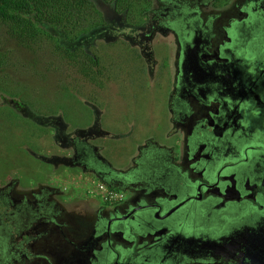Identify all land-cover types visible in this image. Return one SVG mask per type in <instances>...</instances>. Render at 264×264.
I'll use <instances>...</instances> for the list:
<instances>
[{
  "label": "rangeland",
  "instance_id": "obj_1",
  "mask_svg": "<svg viewBox=\"0 0 264 264\" xmlns=\"http://www.w3.org/2000/svg\"><path fill=\"white\" fill-rule=\"evenodd\" d=\"M89 1L85 14L92 26L76 38L68 36L70 29L46 25L34 42L5 34L10 63L0 67V188L14 184L17 199L51 191L61 206L69 193L101 205L86 180L71 188L80 169L58 162L73 157L77 139L89 137L107 163L129 168L141 145L149 139L165 143L173 128L177 43L169 33L139 39L155 0ZM94 120L101 126L97 137H92ZM86 202L80 203L95 211ZM54 237L52 232L48 244ZM59 254L51 251V261Z\"/></svg>",
  "mask_w": 264,
  "mask_h": 264
},
{
  "label": "water",
  "instance_id": "obj_2",
  "mask_svg": "<svg viewBox=\"0 0 264 264\" xmlns=\"http://www.w3.org/2000/svg\"><path fill=\"white\" fill-rule=\"evenodd\" d=\"M246 5L251 16L247 18L246 24L264 21V0H248ZM191 22L193 24L195 19L183 22L189 37L181 39L178 88L186 87L184 78H187L188 83L190 80L195 87L197 95L202 90L207 92L208 98H202L190 114H207L212 125L208 129L201 125L199 135L192 137L188 146L196 151L204 147L207 154L203 158L211 152L218 155L219 149L231 148L239 150L241 156H235L237 153L232 154L231 158L218 155L219 160L212 167L201 159L196 162L194 160L192 171L200 173L201 177L187 179L179 191H168L167 197L140 195L133 191L135 186L132 185L129 201L111 209L109 218L103 221L108 243L99 251L97 258L103 264H264V205L260 204L264 182L255 180L252 175L256 169L255 163L264 162V143L244 142L237 148L231 144H240V137L245 136L249 128L248 116L262 111L261 107H254L250 111L247 107L251 104L250 100L255 103L264 100V61H260L258 68L245 72L240 67L245 63L242 60L244 52L235 49L238 42L229 41L220 46L223 54L220 59L223 62L218 65L216 77L208 79L205 72L197 75L193 67L195 56L189 54L188 46L194 47L198 37L208 38V31L205 28L204 34L194 25L189 27ZM224 50L229 56H226ZM252 58L256 61L257 56ZM207 64L215 66L212 61ZM235 64L233 72L226 71L227 66L233 67ZM252 74L256 76L252 78ZM213 105L218 107L217 113L210 111ZM217 129L222 132L216 133ZM115 179L116 184L124 189H128L126 183L133 181L124 175ZM116 184L111 183V186L117 187ZM231 191L238 195L237 198L230 197ZM251 197L260 211L252 215L256 206H247L244 214L256 217L245 235H242L243 231L236 232L229 227L221 232L203 233L185 224L186 215L194 209L210 207L227 215L236 208L246 207ZM119 236L123 237L124 242L116 240Z\"/></svg>",
  "mask_w": 264,
  "mask_h": 264
},
{
  "label": "flooded vegetation",
  "instance_id": "obj_3",
  "mask_svg": "<svg viewBox=\"0 0 264 264\" xmlns=\"http://www.w3.org/2000/svg\"><path fill=\"white\" fill-rule=\"evenodd\" d=\"M213 2L215 1L155 0L151 9V17L148 19V24L145 28L146 31L139 34L140 40H149L153 39L157 33L162 34L163 36H166L169 33L175 38L177 43V66L175 70L176 75L174 86L171 92V108L172 115L175 119L173 122L182 130V136L180 140V145H182L180 159L182 160V169L187 172L188 179H199L201 177L200 173L192 171L191 164L194 160V162H196L201 159L200 161H206V163L212 167L217 163V160H219L218 155H220V157L231 158L232 154L237 153L235 156L240 157L241 152L239 150L234 151L232 148L219 149L218 155L215 152H208V157L203 158L207 154V150H205L204 147H199V150L196 151L193 149V147L188 146L190 139L199 135V132L201 131V125L203 127H207L208 129L212 123H210V119L207 114H190V111H192L196 105H198V102L201 101L202 98H208L207 92L202 90V92L197 95L194 90L195 87H193V84L190 80L189 83L192 84V86L188 83L187 78H184L186 87L181 86L178 88V75L180 71L182 51L181 39L185 40L189 37L185 32V26L183 24L184 20L195 19V22L193 24L191 22L192 25L189 27L192 28L194 25L197 29L202 30L204 34H206L204 31L205 28H207L208 31V38L205 36L198 37L195 40L194 47L188 46L189 54L191 56H195L193 59V67L197 70V75L205 72L208 74V79L216 77L219 72L218 65L222 64L223 62V60L220 59V55H223L222 50H220V46H222V44L228 43L229 41L238 42L235 49H237V52H244V58H242V60L245 61V63H243V65L240 67L245 72L258 68L260 61H264V56H261V49H264V21L259 20L256 23L246 24V21L248 20L247 18L251 17L247 8H245L248 0H225V3H228L227 5H216ZM154 7H156L157 10H155ZM226 14H234L233 16L235 17L234 21L232 22L231 20L228 26H225L221 21V15ZM210 16H212L214 21L209 25L207 22L211 21L212 18L209 19ZM227 29L228 31H226ZM224 51L226 56H229V53L226 50ZM254 55L257 56L256 61L258 60V62L252 58ZM150 56L152 60V53ZM210 61L215 64L214 67L207 64ZM250 64L253 65L250 66ZM236 65L237 64H235L233 67L231 65L227 66L226 71L233 72V70L236 69ZM252 76L251 77L254 78L256 75L252 74ZM197 78L200 77L198 76ZM262 90L264 91V85ZM250 103L251 104H249L247 107L249 111L254 107H261L262 111L254 112L248 116L249 128H247L245 131V136H247V138L245 139V136H241L240 140L238 141L240 144H236L237 142H231L232 145H235V148L242 146L244 142H262L261 140L264 139V100H260L258 103L250 100ZM210 111L217 113L218 107L213 105L210 108ZM208 114H210V112ZM221 132L222 131L220 129L216 130V133L218 134ZM74 148L75 154L73 157L69 158L68 160H58V162L72 166L75 165L74 167L79 168L83 172L81 174L82 177L74 182L77 186H80V183L83 179L89 184L93 182H107L106 184H109L110 186L111 183L116 184L113 178H109V172L111 171L109 164L98 155L97 149L86 139H77ZM192 152H194V158L191 156ZM255 164L256 169L252 172L253 178H255V180H261V182H264V162H257ZM104 166L106 170H108L106 173H102L101 171ZM87 173H89L88 176H85ZM183 185H185V182L179 185L174 191H179ZM116 186L119 189L125 191L124 197L126 196L127 192L128 200V198H130L129 189H131V186H129L128 189H124L118 184H116ZM248 188L251 189L249 186ZM256 191L257 189L255 190V195ZM51 193V191H43L41 196L35 192H31L30 194H23L19 197L20 199H17L14 184H8L6 187L0 188V235L3 236V238L0 237V248L4 247V244L8 245L7 243H9L10 252L6 257L12 259L11 252L13 250H17L14 248V245H19L18 251L23 247H27L26 244H28L29 241L27 235L30 234V230L35 224L36 225L33 229L40 230V225L45 223V220L43 219L44 213H47V215H50L54 218L61 216V212L64 211V208L60 205V203L56 202V200L52 198L53 195ZM61 195L65 196L62 193ZM258 195L259 194H257V196ZM67 196L70 197L72 195L69 193ZM237 196L238 195L234 191L230 192L231 198L235 199ZM253 201L251 197L248 200L246 207L238 209V211L247 210V206L250 207L249 205L257 206ZM262 201H264V193L262 194ZM199 209L200 208L194 210L198 211ZM253 209L254 211H252L251 214H257L258 209ZM232 214L233 212L228 213L226 216H231ZM54 223V225L51 224L54 228L61 227L56 221ZM56 235H58L59 241H61V234L55 233V242L58 239L56 238ZM20 256H24L23 252H20Z\"/></svg>",
  "mask_w": 264,
  "mask_h": 264
},
{
  "label": "crops",
  "instance_id": "obj_4",
  "mask_svg": "<svg viewBox=\"0 0 264 264\" xmlns=\"http://www.w3.org/2000/svg\"><path fill=\"white\" fill-rule=\"evenodd\" d=\"M223 4L227 5L228 3L224 1ZM231 15H221V21L225 26H228L231 20L232 22L234 21V14ZM211 18L212 16L209 19ZM213 21L214 19L212 18L210 22H206L210 25ZM261 56H264L263 48L261 49ZM153 72L154 69H148L149 75H153ZM154 79L155 77L151 81L153 82ZM172 123L173 128L167 133L166 142L161 143L153 139L147 140L145 144L140 146L137 154L131 159L132 163L129 168L128 166L123 168L119 165L116 168L111 163H108L111 169L109 178L111 177L116 181L115 178L117 176L124 175L130 177L133 181L126 183V185L128 187L134 185L133 191L140 195H148L151 198L167 197L168 191H174L179 185L186 182L188 174L182 169V160L180 159V152L178 150L182 148L181 146L178 147L181 144L182 130L174 122ZM100 127V123L94 120V124L91 126L93 131L92 137L99 135L97 129ZM79 129L85 128L79 127ZM85 139L88 141L89 137ZM90 144L95 147L92 143ZM96 149L98 155L106 161L102 155V150L100 148ZM101 171L102 173H106L108 170L104 166ZM82 173L80 170V175ZM88 174H85V176H88ZM106 183L103 184L109 187L110 185ZM74 187L79 186L74 183L71 185V188ZM83 197L82 194L78 193L77 196L72 195L68 197V203L72 207L67 208L68 205L65 204L68 203H63L62 207L64 211L61 212V216L59 217L54 218L44 213L43 219L45 223L40 225V230L33 229L36 224L33 226L30 234L27 235L29 240L28 244H26L27 247H23L18 251L19 245H14V248L17 250L11 252L12 259L2 253L3 247L0 248V264H103L97 258L99 257V251L103 247H106L108 243L106 232L103 231L105 228L103 221L109 218L110 210L108 208L111 206L101 204L102 202H100L101 205L90 204L83 200L85 198ZM80 202L88 203L95 211L87 210V206ZM260 204L264 205V201H261ZM255 208L258 209L257 212L259 213L260 208L258 206ZM237 209H234L235 212L233 211L231 216H226V214H222L213 208L202 207L198 211L194 210L189 213L185 224L191 225L203 233L212 234L217 231L221 232L225 231V229L227 230L229 227L228 229L234 228L236 232L243 231L242 235H245V232L253 226L256 216H250L248 213L244 214V211H238ZM55 221L61 227L54 228L51 224L54 225ZM52 232L61 234L59 246L56 245L54 238L51 240V244H48V238L51 237ZM116 240L124 242L122 236L117 237ZM53 250L59 251L60 254L51 261L50 254ZM20 252H23L24 256H20Z\"/></svg>",
  "mask_w": 264,
  "mask_h": 264
},
{
  "label": "trees",
  "instance_id": "obj_5",
  "mask_svg": "<svg viewBox=\"0 0 264 264\" xmlns=\"http://www.w3.org/2000/svg\"><path fill=\"white\" fill-rule=\"evenodd\" d=\"M89 4V0H0V67L10 63L5 34L25 43L34 42L46 25L62 31L70 29L68 36L76 38L92 26L93 18L90 15L87 19L85 14Z\"/></svg>",
  "mask_w": 264,
  "mask_h": 264
},
{
  "label": "built area",
  "instance_id": "obj_6",
  "mask_svg": "<svg viewBox=\"0 0 264 264\" xmlns=\"http://www.w3.org/2000/svg\"><path fill=\"white\" fill-rule=\"evenodd\" d=\"M91 186L93 187L90 192L91 195L97 196L105 203L116 204L124 200V195L122 193L108 190L103 184L93 182Z\"/></svg>",
  "mask_w": 264,
  "mask_h": 264
},
{
  "label": "clouds",
  "instance_id": "obj_7",
  "mask_svg": "<svg viewBox=\"0 0 264 264\" xmlns=\"http://www.w3.org/2000/svg\"><path fill=\"white\" fill-rule=\"evenodd\" d=\"M96 183H99V184H103L101 182H96ZM108 190H111V191H116V192H119V193H122L123 195L125 194V191L124 190H121L119 189L118 187H115V186H109L107 187L105 184H103ZM130 192V191H129ZM100 199V198H99ZM130 198H128L127 200V193H126V196L124 197V200L122 202H119V203H116V204H108V203H105L104 201H102L100 199V201L102 202V204L104 205H107V206H111L110 208H108V210H111L113 208H116V207H119V206H122V205H125L128 201H129ZM127 200V201H126ZM126 201V202H125Z\"/></svg>",
  "mask_w": 264,
  "mask_h": 264
}]
</instances>
